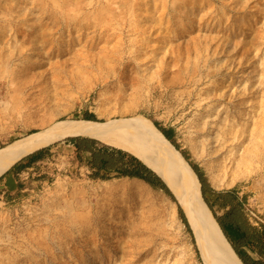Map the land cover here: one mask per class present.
I'll return each instance as SVG.
<instances>
[{
    "label": "rangeland",
    "instance_id": "1",
    "mask_svg": "<svg viewBox=\"0 0 264 264\" xmlns=\"http://www.w3.org/2000/svg\"><path fill=\"white\" fill-rule=\"evenodd\" d=\"M86 112L174 126L212 186L237 188L264 222V0H0V148ZM68 136L21 190L0 188V264H205L176 196L92 179Z\"/></svg>",
    "mask_w": 264,
    "mask_h": 264
},
{
    "label": "bare ground",
    "instance_id": "2",
    "mask_svg": "<svg viewBox=\"0 0 264 264\" xmlns=\"http://www.w3.org/2000/svg\"><path fill=\"white\" fill-rule=\"evenodd\" d=\"M28 56L31 59H36L38 53L29 52ZM209 115L208 113L201 115L199 122L201 130L205 128ZM118 124L128 129L130 127V129L143 130L145 134L141 142H136L133 136L117 131L116 126ZM256 132H259V127H255L252 133ZM67 135H87L96 137L109 144L129 150L143 159L147 165L160 173L170 185V188L177 197L179 204L184 209L193 228L204 263L244 264L225 236L212 210L206 203L201 192L198 175L183 154L176 149L173 143L162 133L153 121L147 117L138 116L131 120H120V123L114 121L103 123L95 120L71 118L57 121L47 128L15 139L6 146L0 148V177L17 161L29 153L47 146ZM226 141L227 139L225 138L217 147H212L210 150L212 157L224 146ZM255 148L257 150H254L252 156L257 157L261 163H264V158L257 153L261 152L260 145H257ZM200 150L202 152L206 151L204 142L200 143ZM154 155L162 158L170 173L165 172L163 166L159 167L155 165L153 161ZM244 156H246V154L243 150L240 159L242 157L244 158ZM261 169L262 167L256 166L253 176H262ZM236 176L237 175H234L232 178L235 179ZM171 177L175 178L176 181H173Z\"/></svg>",
    "mask_w": 264,
    "mask_h": 264
},
{
    "label": "trees",
    "instance_id": "3",
    "mask_svg": "<svg viewBox=\"0 0 264 264\" xmlns=\"http://www.w3.org/2000/svg\"><path fill=\"white\" fill-rule=\"evenodd\" d=\"M84 119L97 120L96 114L86 112ZM154 124L180 150L201 182L203 197L213 212L225 236L244 264H264V222L254 216L246 206L247 197L240 196L237 188L217 189L212 186L204 169L191 160L185 150L180 149L178 133L174 126H163L157 121ZM76 152L78 161L84 162L90 169L92 179L110 180L114 178H137L143 180L156 190H162L176 200L173 192L162 177L134 153L89 136H69L65 140ZM53 145L42 147L16 162L0 181L8 174H16L13 189L21 190L24 186L21 173L47 158L55 155ZM89 153V155H85ZM183 221L189 226L184 211L179 205ZM190 228V226H189Z\"/></svg>",
    "mask_w": 264,
    "mask_h": 264
},
{
    "label": "crops",
    "instance_id": "4",
    "mask_svg": "<svg viewBox=\"0 0 264 264\" xmlns=\"http://www.w3.org/2000/svg\"><path fill=\"white\" fill-rule=\"evenodd\" d=\"M79 136V135H77ZM80 136H87V135H80ZM92 137V136H89ZM96 138V137H94ZM98 139V138H97ZM101 140V139H100ZM72 152L75 154V158L77 161V165L80 166V168L85 169L88 173L90 172L89 167L84 163V162H79L77 157H76V152L74 151V149H72ZM85 155H89V153H85ZM143 160V159H142ZM145 162V161H144ZM147 164V163H146ZM6 173V172H5ZM159 174V173H158ZM160 175V174H159ZM161 176V175H160ZM123 178H128V177H123ZM132 179H137V178H132ZM163 179V178H162ZM140 180V179H137ZM164 180V179H163ZM143 181V180H142ZM165 181V180H164ZM15 182H16V174H8L6 176L3 177V179L0 181V188H5L6 190L8 189H13L15 186ZM167 184V183H166ZM149 185V184H148ZM170 186V185H169ZM168 186V187H169ZM170 188V187H169ZM172 191V190H171ZM175 196V195H174Z\"/></svg>",
    "mask_w": 264,
    "mask_h": 264
},
{
    "label": "water",
    "instance_id": "5",
    "mask_svg": "<svg viewBox=\"0 0 264 264\" xmlns=\"http://www.w3.org/2000/svg\"><path fill=\"white\" fill-rule=\"evenodd\" d=\"M72 136H77V135H72ZM69 137V136H68ZM166 182V181H165ZM167 183V182H166ZM168 185V184H167ZM169 186V185H168ZM171 189V188H170ZM173 192V191H172Z\"/></svg>",
    "mask_w": 264,
    "mask_h": 264
}]
</instances>
